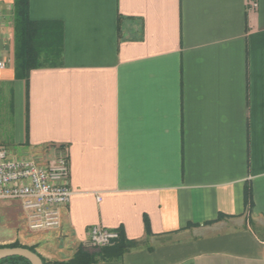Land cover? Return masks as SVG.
I'll return each mask as SVG.
<instances>
[{
    "label": "crops",
    "instance_id": "1",
    "mask_svg": "<svg viewBox=\"0 0 264 264\" xmlns=\"http://www.w3.org/2000/svg\"><path fill=\"white\" fill-rule=\"evenodd\" d=\"M14 1L0 0V87L18 109L0 145L42 164L64 150L73 190L27 245L47 261L83 246L90 264H264V0H29L61 27L63 59L28 82ZM6 219L28 230L18 199ZM94 226L120 238L93 245Z\"/></svg>",
    "mask_w": 264,
    "mask_h": 264
},
{
    "label": "built area",
    "instance_id": "2",
    "mask_svg": "<svg viewBox=\"0 0 264 264\" xmlns=\"http://www.w3.org/2000/svg\"><path fill=\"white\" fill-rule=\"evenodd\" d=\"M251 5L257 7L258 3L253 0ZM3 14L0 8V17ZM2 33L3 23L0 22V37ZM4 65L0 61V67ZM69 170V157L64 150L53 161L42 164L34 158L11 155L0 145V217L1 202L4 199H18L26 214L30 231L59 227L62 220L61 209L70 202L73 194L68 182ZM119 238L117 230L92 227L93 245H110Z\"/></svg>",
    "mask_w": 264,
    "mask_h": 264
},
{
    "label": "trees",
    "instance_id": "3",
    "mask_svg": "<svg viewBox=\"0 0 264 264\" xmlns=\"http://www.w3.org/2000/svg\"><path fill=\"white\" fill-rule=\"evenodd\" d=\"M29 0H15L11 11L14 28V68L16 78L28 82L30 71L33 68L56 66L62 63L63 43L61 27L49 21L34 20L29 15ZM27 247L35 252L34 246L15 240L2 243L0 247ZM119 251H124L127 242L121 238ZM38 253V252H37ZM93 253L81 246L74 256L68 260L47 261L42 257L44 264H90ZM0 264H31L19 255L9 256L0 260Z\"/></svg>",
    "mask_w": 264,
    "mask_h": 264
},
{
    "label": "rangeland",
    "instance_id": "4",
    "mask_svg": "<svg viewBox=\"0 0 264 264\" xmlns=\"http://www.w3.org/2000/svg\"><path fill=\"white\" fill-rule=\"evenodd\" d=\"M17 93H18V89H17V86L14 84H3L0 87V135L4 133L6 135L9 134L11 136H14L12 131H13V123L15 119L14 115L18 109V105L16 103V101L18 100ZM10 149H7V150L9 151L11 155L26 156V157L31 156L29 154H25L23 152V149L21 148L13 147ZM28 158H31V157H28ZM5 222H6V225L2 224L0 228L1 229L0 236L4 237V238H0V240L4 241L3 243H9L15 240H19L21 243H25V244L31 243L30 242L31 235L33 232H31L29 229L26 230L25 228L19 225L16 228V232H15L13 228H10L9 226H7L10 224H15V223L10 221V219H6Z\"/></svg>",
    "mask_w": 264,
    "mask_h": 264
},
{
    "label": "water",
    "instance_id": "5",
    "mask_svg": "<svg viewBox=\"0 0 264 264\" xmlns=\"http://www.w3.org/2000/svg\"><path fill=\"white\" fill-rule=\"evenodd\" d=\"M14 255H19L27 258L31 262V264H44L42 257L37 252L27 247H0V260Z\"/></svg>",
    "mask_w": 264,
    "mask_h": 264
}]
</instances>
